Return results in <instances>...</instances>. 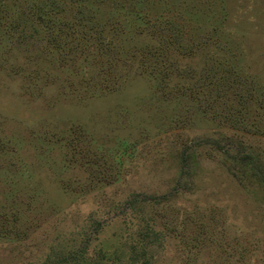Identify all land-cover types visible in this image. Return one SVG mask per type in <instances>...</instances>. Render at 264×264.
Masks as SVG:
<instances>
[{"label":"rangeland","instance_id":"obj_1","mask_svg":"<svg viewBox=\"0 0 264 264\" xmlns=\"http://www.w3.org/2000/svg\"><path fill=\"white\" fill-rule=\"evenodd\" d=\"M0 264H264V0H0Z\"/></svg>","mask_w":264,"mask_h":264},{"label":"trees","instance_id":"obj_2","mask_svg":"<svg viewBox=\"0 0 264 264\" xmlns=\"http://www.w3.org/2000/svg\"><path fill=\"white\" fill-rule=\"evenodd\" d=\"M250 170L252 171V173L256 174V176H259V174H258L259 173V169L256 166L251 165ZM261 177L263 179V175Z\"/></svg>","mask_w":264,"mask_h":264}]
</instances>
